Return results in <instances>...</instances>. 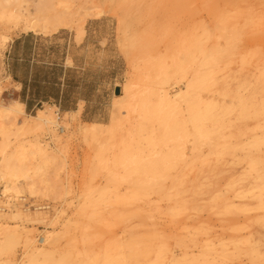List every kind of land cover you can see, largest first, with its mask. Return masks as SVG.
Wrapping results in <instances>:
<instances>
[{"label": "rangeland", "instance_id": "obj_1", "mask_svg": "<svg viewBox=\"0 0 264 264\" xmlns=\"http://www.w3.org/2000/svg\"><path fill=\"white\" fill-rule=\"evenodd\" d=\"M15 4L71 12L29 29ZM6 6L0 103L22 105L0 112V161L16 174L0 187L49 208L0 214V264L43 248L41 264H264V0ZM155 91L184 134L148 111ZM38 109L53 127L33 126Z\"/></svg>", "mask_w": 264, "mask_h": 264}, {"label": "bare ground", "instance_id": "obj_2", "mask_svg": "<svg viewBox=\"0 0 264 264\" xmlns=\"http://www.w3.org/2000/svg\"><path fill=\"white\" fill-rule=\"evenodd\" d=\"M2 1V0H1ZM0 1V9H7V2L9 3L10 0H3L4 2H1ZM15 1V0H14ZM22 0H19V2H21ZM26 1V0H25ZM12 2V1H11ZM1 3L4 4L6 6V8L1 6ZM6 3V4H5ZM12 4V3H10ZM21 5V4H20ZM20 5H17L15 4V6H13L12 8H9L10 10L8 11H11V12H15V13H19V15L23 14L25 17H26V20H27V26L29 29H34L36 27L39 26L40 23L46 25L48 24V22H46L49 18H51L52 20L54 19L55 21H58V23H60L59 21H61V18L62 17H69L68 15L70 14V10L67 9L66 7V10H60V9H63V8H60V9H53L54 11L52 12L51 11V15L48 14H45V15H40V12L37 10L36 12H34V14H32V12L27 9V8H23L21 7ZM37 6V5H36ZM40 6V5H39ZM44 5H41V7H43ZM54 6V5H53ZM50 7V5H49ZM51 8V7H50ZM1 9V10H2ZM35 9V8H34ZM41 10V9H40ZM50 10V9H49ZM4 11V10H2ZM39 12V13H38ZM45 12H50L48 10H45ZM44 13V12H42ZM99 13V12H98ZM68 14V15H67ZM66 15V16H64ZM50 19V20H51ZM55 23V22H54ZM57 23V24H58ZM61 23H65L64 22H61ZM67 24V23H65ZM54 25V26H52ZM71 25V24H70ZM51 26L55 29L57 28L55 24L51 23ZM59 26H62L61 24H58V27ZM192 45V44H191ZM201 50V49H200ZM209 56V55H208ZM178 67V64H177V61H175L172 65V69L169 70V71H175V69H177ZM124 88V87H123ZM122 88V89H123ZM127 89V88H126ZM130 90V89H128ZM121 92V91H120ZM123 92V90H122ZM127 94V93H126ZM129 94V93H128ZM152 94H155L156 96V101H154L153 103H151V106L150 104H148L149 107L148 108V111H152L154 112V114L156 115V117L160 120L158 121H161L163 123V125H160V128L163 129L164 132H171V134H184V125L180 122H176L175 120H173V113L174 111L176 110V101L174 98H171L170 96H167L165 92L163 93H160L158 91H155L153 92ZM129 96V95H128ZM151 96V94H150ZM239 103H241V100H239ZM153 104V105H152ZM22 104L20 102H17V101H12V102H6V103H0V112H5V113H8V112H16L18 111V107L21 106ZM241 106H244V104L242 103ZM262 108L264 110V101L262 102ZM151 107V108H150ZM146 108V109H147ZM150 109V110H149ZM152 109V110H151ZM147 113V112H146ZM150 113V116L151 117H154V114L153 116L151 115V112ZM203 112L199 113L198 114H195V116H191V117H194V118H202L204 115ZM196 115H198L196 117ZM206 115V114H205ZM33 126L37 127L38 129H43L44 127H47L49 128L50 127H53L54 123H53V120L51 118V115L45 111V110H42V109H38L37 110V115L34 116V121H33ZM159 123V122H158ZM25 125L27 123H24ZM25 125L23 127H25ZM162 126V127H161ZM59 130L63 131L62 130V127L61 129L59 128ZM60 131V132H61ZM94 132V131H93ZM99 134V133H97ZM199 134H203V132H200ZM262 141L264 142V139H262ZM21 153V151H19ZM24 152V151H23ZM37 152V151H36ZM43 152V151H42ZM40 150L38 152L39 153H42ZM33 153V152H32ZM22 154V153H21ZM20 154V155H21ZM183 154V151L182 150H179L177 151V153L175 154H172L173 157H179V156H182ZM46 155V154H45ZM167 155V156H166ZM163 156L162 160L164 161V163H167L168 161H170L169 157H172L170 156L169 154H166ZM169 155V157H168ZM25 156V155H24ZM44 156V154H43ZM41 160V159H40ZM0 178H2L3 176H6V175H13V176H16L15 173H12L14 172V168H15V165H13V163L11 162V160L9 158H3L2 162L0 161ZM28 164V163H27ZM26 165V164H25ZM44 165V162L43 163H39L36 165V171L38 172L40 169H42ZM24 166V165H22ZM20 167V166H18ZM26 167V166H25ZM24 167V169H25ZM21 169V167H20ZM33 183V182H31ZM36 183V182H35ZM7 186H9L8 184H6L4 186V189L7 188ZM3 189V190H4ZM8 189V188H7ZM31 190V188H30ZM12 210V209H11ZM3 214V213H2ZM14 215H16V213H14ZM18 215V214H17ZM16 215V216H17ZM1 216V215H0ZM17 229V226L14 227L13 226V229L11 228V230L9 232L5 231V238H14V236L16 237L18 232L15 230ZM9 230V229H8ZM20 234V233H19ZM25 242H27V240L25 239ZM46 244H50V241H47ZM51 255V251L50 249L48 248H43V249H32L30 250V252L28 253V263L29 264H41V263H44L46 262L48 259H49V256ZM41 259V260H40ZM41 261V263H40Z\"/></svg>", "mask_w": 264, "mask_h": 264}, {"label": "built area", "instance_id": "obj_3", "mask_svg": "<svg viewBox=\"0 0 264 264\" xmlns=\"http://www.w3.org/2000/svg\"><path fill=\"white\" fill-rule=\"evenodd\" d=\"M14 207H21L23 210H46L49 208V205L46 203L33 202L25 196H18L15 200L9 201L7 196L3 193L2 187H0V214L13 209ZM39 241H43L42 236L39 237Z\"/></svg>", "mask_w": 264, "mask_h": 264}]
</instances>
